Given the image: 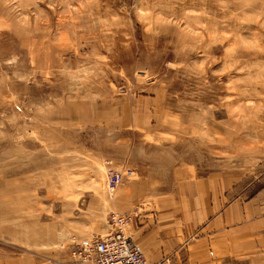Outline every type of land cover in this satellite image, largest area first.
I'll return each instance as SVG.
<instances>
[{
  "label": "rangeland",
  "instance_id": "obj_1",
  "mask_svg": "<svg viewBox=\"0 0 264 264\" xmlns=\"http://www.w3.org/2000/svg\"><path fill=\"white\" fill-rule=\"evenodd\" d=\"M173 158L263 196L264 0H0V264H70L128 211L117 187ZM107 166L133 174L110 191Z\"/></svg>",
  "mask_w": 264,
  "mask_h": 264
},
{
  "label": "crops",
  "instance_id": "obj_2",
  "mask_svg": "<svg viewBox=\"0 0 264 264\" xmlns=\"http://www.w3.org/2000/svg\"><path fill=\"white\" fill-rule=\"evenodd\" d=\"M229 182L224 170L200 172L188 161L163 159L127 177L112 204L123 210L138 206L139 225L125 232L150 264L170 248H176V264H220L264 248V193L230 198ZM111 228L109 223L103 234ZM189 236L194 240L187 241ZM182 253H189V260H180Z\"/></svg>",
  "mask_w": 264,
  "mask_h": 264
},
{
  "label": "built area",
  "instance_id": "obj_3",
  "mask_svg": "<svg viewBox=\"0 0 264 264\" xmlns=\"http://www.w3.org/2000/svg\"><path fill=\"white\" fill-rule=\"evenodd\" d=\"M133 174L130 168L107 166L105 186L112 191L126 176ZM134 211H110L112 225L105 234L81 236L71 244L70 264H150L135 241L125 232L124 226L134 218Z\"/></svg>",
  "mask_w": 264,
  "mask_h": 264
}]
</instances>
